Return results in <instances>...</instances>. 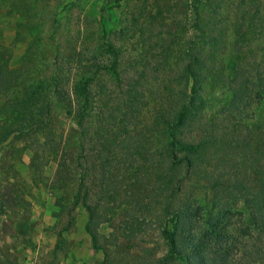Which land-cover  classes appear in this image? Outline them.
I'll return each mask as SVG.
<instances>
[{
    "label": "rangeland",
    "instance_id": "obj_1",
    "mask_svg": "<svg viewBox=\"0 0 264 264\" xmlns=\"http://www.w3.org/2000/svg\"><path fill=\"white\" fill-rule=\"evenodd\" d=\"M237 21L250 40L233 46ZM190 54L202 103L177 137L199 146L191 166L169 170L159 117L189 100ZM4 64L23 81L12 99L56 86L72 106L51 96L48 129L0 143V264H158L174 208L212 202L213 184L231 200L224 184L264 162V0H0ZM79 79L91 91L87 132L74 118Z\"/></svg>",
    "mask_w": 264,
    "mask_h": 264
},
{
    "label": "trees",
    "instance_id": "obj_2",
    "mask_svg": "<svg viewBox=\"0 0 264 264\" xmlns=\"http://www.w3.org/2000/svg\"><path fill=\"white\" fill-rule=\"evenodd\" d=\"M193 6L196 12L197 4H193ZM238 23V21L237 23L232 22L233 34H235L233 46L237 42L243 44V39L250 40V37H245L248 33L239 31L240 25L238 26ZM220 31L221 29L218 28L216 36L219 35ZM216 36L213 35V37ZM238 36H240L241 41L236 39ZM105 38L106 29L103 28L100 43H102L104 51L109 52L113 57L112 63L109 65L110 70L119 76V72L116 70V51ZM213 39L214 44L210 46L209 52L211 51L210 57H213L214 61L215 55L213 56V54L217 49V41L216 38ZM227 46L229 45L225 44V48ZM233 46L232 48H234ZM253 48L249 45L247 50L251 53ZM190 56V62L182 70V78L186 79L187 82L191 81L189 100L177 108H172L169 116L159 117L162 137L167 141V154L171 158L172 166L169 167V170L178 168L182 161L186 166H191L194 155L198 151L197 146H199V144L194 145L181 141L177 137L180 128L184 126L190 116L195 114L198 108L200 109L202 103L201 98L196 97L201 81L199 75L201 61L196 54H190ZM239 58L240 56H234L232 60ZM216 59L221 60L218 57ZM222 63L224 64V62ZM13 70L6 68L5 64L0 65V100H10L2 104L7 115L0 120V143L9 137L37 132L44 125L47 126L48 122L45 123L43 116L51 113V96L55 97L60 105H64L68 111H70L69 106H72L71 100L65 98L64 91L58 90L56 86L49 89L39 85L32 88L27 86L22 95L12 99L10 96L12 87L15 83L20 82L17 81V75ZM19 84H23V81ZM73 93L76 101L74 118L77 124L81 126L82 131L87 132L83 127V120L90 115L92 104V100L88 96L91 95V91L87 88V82L83 83L79 79L74 85ZM233 94L231 100L232 104L235 105L240 93L236 91ZM93 133L95 136L97 131L94 130ZM176 149L182 153V156L174 161ZM252 157L254 159V156ZM258 161L255 159L253 166L246 169V172L249 173H246V178L245 176L236 177L232 184H224L227 188L225 190L229 191L231 200L227 197L223 199L216 197L218 189L213 184L215 196H213L212 202L207 203L205 201L204 204L195 199L173 209L172 224L170 226L164 224L161 229L167 251L159 258L158 264H236L241 259H248V264H264V162ZM172 176L171 173L170 178ZM176 183L178 186V181ZM237 215L239 218H235L237 222L232 225L231 219ZM241 238L246 241V244L239 242V248H235ZM235 249L238 250V253H234Z\"/></svg>",
    "mask_w": 264,
    "mask_h": 264
}]
</instances>
